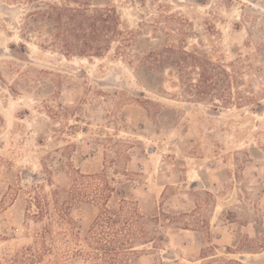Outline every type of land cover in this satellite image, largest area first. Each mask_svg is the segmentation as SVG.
<instances>
[{
	"label": "rangeland",
	"instance_id": "rangeland-1",
	"mask_svg": "<svg viewBox=\"0 0 264 264\" xmlns=\"http://www.w3.org/2000/svg\"><path fill=\"white\" fill-rule=\"evenodd\" d=\"M102 179L143 218L130 264H264V0H0V263L46 229L38 264H98Z\"/></svg>",
	"mask_w": 264,
	"mask_h": 264
},
{
	"label": "trees",
	"instance_id": "trees-1",
	"mask_svg": "<svg viewBox=\"0 0 264 264\" xmlns=\"http://www.w3.org/2000/svg\"><path fill=\"white\" fill-rule=\"evenodd\" d=\"M57 15L61 18L62 11L57 9ZM66 19L71 24H76L81 27L83 20L88 22L90 29H95L93 22L98 21L101 26L100 30L108 32L112 25H117V17L115 11L112 9L103 10L98 18H90L83 11L78 9L69 10ZM80 19V20H78ZM81 180H94L96 176L79 177ZM84 182V181H83ZM91 182V181H87ZM84 185V183H80ZM90 185V183H88ZM84 193H88L93 202L97 203L96 218L89 230L86 238V246L91 251L92 258L98 264H130L132 257L137 255V248L146 243H139L146 234L141 227L142 216L138 213L137 208L131 203L122 198L116 208L108 206L110 195L113 193V187L109 185L107 180L102 179L100 184L95 189L89 191V187H84ZM87 191V192H86ZM69 197L75 195V190L72 188L67 192ZM58 193L54 194V204L58 205ZM67 197V198H69ZM67 203V202H66ZM66 203L59 207V213L65 216ZM33 207L35 212L32 217L42 221L48 216L49 203L44 202L40 198H33ZM48 229V228H47ZM41 234L42 250L34 251L32 248H25L20 259H11L6 261L7 264H38L49 249L45 246V234L48 233L46 229ZM1 264V263H0Z\"/></svg>",
	"mask_w": 264,
	"mask_h": 264
}]
</instances>
